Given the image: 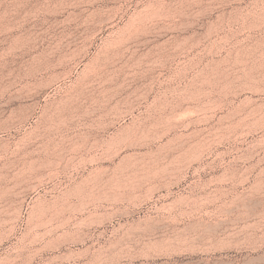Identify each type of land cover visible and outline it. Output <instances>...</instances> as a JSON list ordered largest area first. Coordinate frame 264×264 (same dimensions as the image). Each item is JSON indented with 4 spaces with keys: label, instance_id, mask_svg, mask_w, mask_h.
<instances>
[{
    "label": "rangeland",
    "instance_id": "1",
    "mask_svg": "<svg viewBox=\"0 0 264 264\" xmlns=\"http://www.w3.org/2000/svg\"><path fill=\"white\" fill-rule=\"evenodd\" d=\"M0 115V264L119 212L170 241L116 264H264V0H0Z\"/></svg>",
    "mask_w": 264,
    "mask_h": 264
},
{
    "label": "bare ground",
    "instance_id": "2",
    "mask_svg": "<svg viewBox=\"0 0 264 264\" xmlns=\"http://www.w3.org/2000/svg\"><path fill=\"white\" fill-rule=\"evenodd\" d=\"M23 120L24 119H17L16 121L15 117L10 115L7 117H0V153H4L8 150L10 138L14 134V131L18 127L20 128V125L24 123ZM17 132H19V130ZM6 167V164L0 163V171H3ZM119 213L110 214V216H101V214L99 216L91 213V215L82 219L80 222L77 223L75 221L76 224L73 228L69 230L70 225L67 228L68 230L66 229L72 233L67 234L68 232H66L67 235L63 238L66 239L64 242H59V245L56 243L57 246H48L51 248L50 252H52V254H50L51 256L48 257L46 261L43 260V264H116L123 259L122 254L125 252L126 248L136 245L156 246L170 241L166 235L169 229L166 224L167 222H165L162 218L160 219L159 217L152 216L147 219L144 217V219H141V217H139V219H135L132 213ZM66 220H63L64 223L62 222L65 228L71 222L69 219L67 221ZM108 226L112 229L113 237L106 243H102V239L105 238V234L107 233ZM92 230L94 231L93 233ZM95 232H98V237L96 239ZM34 246L36 248V253L30 258L26 257L27 260L24 259V261H22L21 259V264H34L36 257L39 255L42 256L43 253L45 254L49 251V248L40 247L41 249L39 248V250H37L36 245ZM127 253L128 252L126 251V254Z\"/></svg>",
    "mask_w": 264,
    "mask_h": 264
}]
</instances>
